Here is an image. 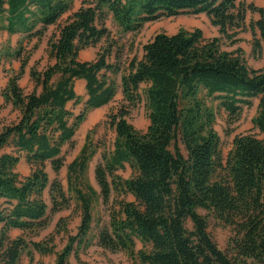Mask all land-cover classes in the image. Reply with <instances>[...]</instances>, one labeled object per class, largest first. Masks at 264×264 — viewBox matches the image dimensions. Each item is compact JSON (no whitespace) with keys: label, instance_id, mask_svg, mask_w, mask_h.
Segmentation results:
<instances>
[{"label":"trees","instance_id":"trees-1","mask_svg":"<svg viewBox=\"0 0 264 264\" xmlns=\"http://www.w3.org/2000/svg\"><path fill=\"white\" fill-rule=\"evenodd\" d=\"M70 10L68 0H0V27L10 35L41 40L51 26L58 27L48 41L54 63L30 71L31 92L19 83L30 54H9L21 66L0 93L18 113L15 122L0 126V264H20L23 255L33 263L34 252L54 254L49 243L23 236L11 239L9 233L18 229L36 235L47 227V189L52 213L70 206L62 184L50 183L46 167L61 171L62 151L73 143L88 111L108 105L118 93L110 75L121 67L109 62L112 46L93 61L79 59L83 50L109 39V17L122 32L136 33L163 16L205 14L232 46L247 26L256 53L264 42V8L238 0H86L61 24ZM249 11L260 18L248 25ZM143 51L121 76L124 104L108 116L116 135L114 148L95 170L100 196L111 206L109 223L99 228L98 245L135 256L138 240L144 248L135 256L140 264H264V137H235L224 160L216 115L200 95L204 92L231 117L238 116L251 99L264 94V69H251L240 49L224 50L221 38L205 39L201 29L158 33ZM78 80L85 82L87 101L75 116L68 105L81 102L75 89ZM143 101L149 125L141 132L128 117ZM253 124L264 136V98ZM90 149L85 145L69 166V193L80 205L81 224L56 253L55 264H69L70 257L88 245L96 193L90 185L85 192L73 189L72 178L83 183L96 152ZM23 158L31 167L25 177L17 171ZM126 164L134 174L122 180L118 172ZM127 195L135 200H119ZM200 210L234 229L228 253L209 233L208 218Z\"/></svg>","mask_w":264,"mask_h":264},{"label":"rangeland","instance_id":"rangeland-1","mask_svg":"<svg viewBox=\"0 0 264 264\" xmlns=\"http://www.w3.org/2000/svg\"><path fill=\"white\" fill-rule=\"evenodd\" d=\"M71 4V10L67 13L60 23H64L70 15L76 12L86 0H68ZM253 14V13H249ZM257 15H247V24L255 21ZM1 26V25H0ZM106 26L111 32L108 40H102L97 46L89 47L83 50L79 59L81 61H93L98 56L99 52L105 47L112 46L113 56L109 60L110 63H119L121 70L116 75H110L116 81L118 93L115 98L106 106L98 109L89 110L86 114L84 122L79 127L72 144L64 147L62 151V158L64 166L59 173H56L50 164L47 165L46 171L49 175L50 183L58 181L62 184L64 190L70 197L69 208L62 211L52 213L50 190L47 189L44 193V200L48 205V225L38 234H24L21 230L13 229L9 236L11 239H16L20 236L32 240L34 242L49 243L54 247V254L41 255L34 252V261L30 262L27 255H23L20 264H55L56 253L62 251L68 241L70 235L78 233L81 224V210L77 202L75 194L69 193V166L78 158L81 150L85 145H89L90 150H95V155L88 162L83 183L75 180L73 176V189L79 188L86 191V186L90 185L94 189L96 195L93 199L92 215L93 224L89 234V241L86 248L78 250L77 255L74 254L69 259V264H140L136 259V253L143 250V244L136 241L135 256H130L127 252H111L101 248L98 245L99 228L109 223L110 220V205H105L100 196V186L97 183L95 170L100 163L102 156L105 153L113 151L115 141V131L109 124L108 116L116 112L124 104V99L121 90V76L126 73L131 60L134 58H141L143 56V47L158 33H166L169 35L179 32L181 29L193 31L201 29L205 39L221 38V44L224 50L232 51L240 49L242 56L245 58L247 65L251 69H264V42L261 41V50L256 53L254 47V35L247 26L244 30L238 32V43L231 45L229 41L225 40L219 33V28L212 25L210 19L205 14L193 15L182 13L175 17H160L156 21L145 24L141 31L136 33L122 32L112 17L106 21ZM57 26H51L41 40H28L22 35H10L7 31L0 27V93L6 87L7 82L11 76L16 75L20 71L21 63L18 59L12 58L9 54L17 50H23L22 57L25 58L30 54L28 65L25 69L24 75L20 78L19 83L25 92H31L34 89V84L30 78V71L36 68L38 71H43L54 61L48 54V41L52 35L57 31ZM256 39L260 40V35L257 32ZM9 52V53H8ZM126 69V70H125ZM146 86H143L141 91L144 92ZM75 89L79 97L80 103H69L70 109L75 116L81 114L86 108L87 94L85 90V82L78 80L75 83ZM201 97L205 99L207 105L214 111L216 115L215 130L220 137V150L224 160L233 147L234 138L240 135H256L259 138L264 136L260 134L259 130L254 127L253 120L257 116L259 104L264 94L251 99L249 106H243L238 116L231 117L225 110L219 106V101L214 98H207L204 92L200 93ZM18 118V113L13 110L10 104H6L0 94V126L9 125L15 122ZM128 121L138 131L144 132L148 125L149 119L145 109L144 101L133 108L128 117ZM185 153L184 147L180 145ZM4 152L1 151L0 155ZM18 173L23 177L31 173V167L23 158L17 167ZM134 174L133 168L126 164L125 168L118 172L122 180H127ZM116 195V194H114ZM127 201H134L132 195L122 196L119 198ZM202 215L208 218V231L216 241L218 246L226 253L229 252L228 245L232 238L235 237V231L232 227L225 226L219 223L213 216L208 215L206 211H199ZM62 227L64 230H62ZM191 228V223H188Z\"/></svg>","mask_w":264,"mask_h":264},{"label":"crops","instance_id":"crops-1","mask_svg":"<svg viewBox=\"0 0 264 264\" xmlns=\"http://www.w3.org/2000/svg\"><path fill=\"white\" fill-rule=\"evenodd\" d=\"M238 2H244L246 4H254L255 6L259 7V8H264V0H238ZM249 12H247V15H257L258 13H253V14H249ZM252 13V12H251ZM256 20H258L259 18L257 16H255ZM255 20V21H256ZM246 21H247V17H246Z\"/></svg>","mask_w":264,"mask_h":264}]
</instances>
